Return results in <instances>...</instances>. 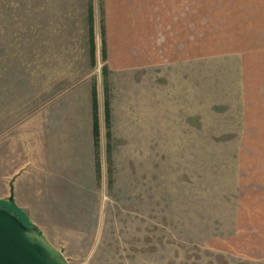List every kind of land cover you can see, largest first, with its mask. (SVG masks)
Returning <instances> with one entry per match:
<instances>
[{
    "label": "rangeland",
    "instance_id": "rangeland-1",
    "mask_svg": "<svg viewBox=\"0 0 264 264\" xmlns=\"http://www.w3.org/2000/svg\"><path fill=\"white\" fill-rule=\"evenodd\" d=\"M91 1L93 55L90 0H0V201L69 264H264V0H203L220 55L136 83L105 65ZM200 76L202 115H185ZM146 88L154 143H72L92 89L109 131L107 99Z\"/></svg>",
    "mask_w": 264,
    "mask_h": 264
},
{
    "label": "crops",
    "instance_id": "crops-1",
    "mask_svg": "<svg viewBox=\"0 0 264 264\" xmlns=\"http://www.w3.org/2000/svg\"><path fill=\"white\" fill-rule=\"evenodd\" d=\"M100 2L105 65L114 74L130 77L131 83L137 82L136 76L139 73L150 76L154 68L197 63L202 65L204 57L220 55V47L216 39L213 41L212 30L207 36L209 39L204 42L203 0ZM146 80L148 83L153 79ZM195 83L196 88L190 87L185 97L189 105L185 115L201 116L204 101L202 76L196 77ZM131 90L134 89L122 96L121 102L113 103L112 99H107L109 131L106 128L105 110L99 108L97 143L155 142L154 91L146 88L145 98L137 96L132 100ZM115 105H122V108L115 110ZM191 138V134L179 136L181 141ZM72 143H94L92 112L83 137L80 133L73 134Z\"/></svg>",
    "mask_w": 264,
    "mask_h": 264
},
{
    "label": "water",
    "instance_id": "water-1",
    "mask_svg": "<svg viewBox=\"0 0 264 264\" xmlns=\"http://www.w3.org/2000/svg\"><path fill=\"white\" fill-rule=\"evenodd\" d=\"M0 264H69L38 225L0 207Z\"/></svg>",
    "mask_w": 264,
    "mask_h": 264
},
{
    "label": "trees",
    "instance_id": "trees-1",
    "mask_svg": "<svg viewBox=\"0 0 264 264\" xmlns=\"http://www.w3.org/2000/svg\"><path fill=\"white\" fill-rule=\"evenodd\" d=\"M91 3V4H90ZM90 8H89V15H88V22H89V45H90V52L91 55L94 54L95 51V41H94V20H93V4L92 1L90 0ZM101 11V9H100ZM100 35L102 39V48H101V54L102 58L105 59V47H104V37H103V21L102 17L100 18ZM108 114L106 113V122L108 123ZM92 116H93V136H94V143H97L98 140V118H97V103H96V92L95 89H92ZM0 207L6 209L7 211L13 213L16 215L23 223L26 225H30L25 217L23 216L22 211L17 208L13 202L8 201H0Z\"/></svg>",
    "mask_w": 264,
    "mask_h": 264
}]
</instances>
